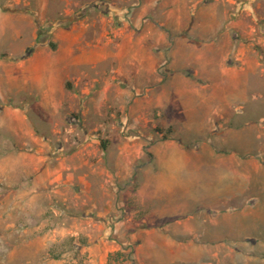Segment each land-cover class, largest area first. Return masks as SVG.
<instances>
[{
	"label": "rangeland",
	"instance_id": "1",
	"mask_svg": "<svg viewBox=\"0 0 264 264\" xmlns=\"http://www.w3.org/2000/svg\"><path fill=\"white\" fill-rule=\"evenodd\" d=\"M30 1L80 68L60 97L0 64V264H264V0ZM185 229L190 259L150 241Z\"/></svg>",
	"mask_w": 264,
	"mask_h": 264
},
{
	"label": "crops",
	"instance_id": "2",
	"mask_svg": "<svg viewBox=\"0 0 264 264\" xmlns=\"http://www.w3.org/2000/svg\"><path fill=\"white\" fill-rule=\"evenodd\" d=\"M16 2L18 3L20 0H16ZM30 3V0H24V5H27V8L25 7L24 10H15L9 3V5H0V54L2 53L3 55V57H0V60H3L0 61V64L7 65L8 67L16 65V68L23 73L24 79L33 83L35 87L41 88L44 96H52L54 93L60 92L63 94L60 97H64L68 90L67 87L70 86L68 81L71 79L77 80L79 76L72 73L73 70L80 68V63L74 59V51L71 47V43L75 41L73 32L76 30L73 27H57L53 31H50L51 38L47 40V45L37 47L36 22L27 11ZM193 5L195 4L193 3ZM198 18L206 21L208 16H198ZM203 24L206 23L199 22L196 27L203 28ZM26 30L28 31L25 32ZM25 34L27 37L22 40L21 38ZM31 49V54L27 58H22ZM12 58H18L19 60L17 59L18 61L13 62ZM5 60L6 62H4ZM170 153V159H172L170 162L173 164L175 161L177 164V161L182 159L183 156H186L189 160H192L196 156V153L192 152L188 155V152L180 147H172ZM186 181L183 178L178 179L171 187L168 188L166 186L167 192H171L177 188L179 190L184 189L186 193H190L192 189L197 188L195 181ZM181 206H184V204H181ZM167 234L169 237L167 239L164 236H160L158 239L150 240L151 242L163 241L159 248H156L160 256L161 252L168 248L165 244L174 241L175 238H179L178 242L187 244L182 245V249L178 246L177 253H185L183 256H186V259H190V255L195 251L194 246H192L194 241L190 243L189 240H194V230L185 229L184 231L177 230L176 232L172 230ZM180 237L184 238L180 239ZM168 252L170 255L176 253L172 249L168 250Z\"/></svg>",
	"mask_w": 264,
	"mask_h": 264
},
{
	"label": "trees",
	"instance_id": "3",
	"mask_svg": "<svg viewBox=\"0 0 264 264\" xmlns=\"http://www.w3.org/2000/svg\"><path fill=\"white\" fill-rule=\"evenodd\" d=\"M38 37H39V36H38ZM168 131H169V133H170V132H171V128H168ZM99 145H100V148H102V149L105 148V143H104V142H101V141H100V144H99ZM113 255L120 256V255H122V254H121V252H119V251H116V252L110 254L109 257H108V264H112V263L110 262V259H111V257H112ZM117 264H121V261L117 262Z\"/></svg>",
	"mask_w": 264,
	"mask_h": 264
}]
</instances>
